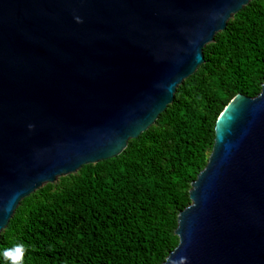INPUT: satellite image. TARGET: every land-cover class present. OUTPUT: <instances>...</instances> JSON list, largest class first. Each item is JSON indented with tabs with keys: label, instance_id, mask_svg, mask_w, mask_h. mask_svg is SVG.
Listing matches in <instances>:
<instances>
[{
	"label": "water",
	"instance_id": "95a60500",
	"mask_svg": "<svg viewBox=\"0 0 264 264\" xmlns=\"http://www.w3.org/2000/svg\"><path fill=\"white\" fill-rule=\"evenodd\" d=\"M250 1L0 0V238L25 197L155 124ZM190 198L163 264H264V83L219 115Z\"/></svg>",
	"mask_w": 264,
	"mask_h": 264
},
{
	"label": "trees",
	"instance_id": "16d2710c",
	"mask_svg": "<svg viewBox=\"0 0 264 264\" xmlns=\"http://www.w3.org/2000/svg\"><path fill=\"white\" fill-rule=\"evenodd\" d=\"M205 62L178 86L155 124L118 156L82 166L25 197L1 233L23 264H163L178 216L208 162L216 122L239 93L264 83V0H251L204 47Z\"/></svg>",
	"mask_w": 264,
	"mask_h": 264
},
{
	"label": "clouds",
	"instance_id": "9594fccd",
	"mask_svg": "<svg viewBox=\"0 0 264 264\" xmlns=\"http://www.w3.org/2000/svg\"><path fill=\"white\" fill-rule=\"evenodd\" d=\"M31 127L33 126L29 125V128ZM14 249L18 255L13 254L12 250L5 249L2 253L4 259L8 261V264H23V245H14Z\"/></svg>",
	"mask_w": 264,
	"mask_h": 264
}]
</instances>
